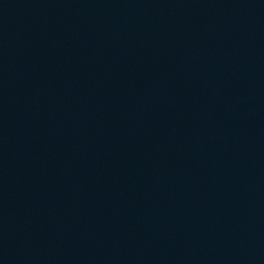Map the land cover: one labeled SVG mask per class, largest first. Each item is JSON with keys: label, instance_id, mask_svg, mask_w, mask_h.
<instances>
[{"label": "water", "instance_id": "water-1", "mask_svg": "<svg viewBox=\"0 0 264 264\" xmlns=\"http://www.w3.org/2000/svg\"><path fill=\"white\" fill-rule=\"evenodd\" d=\"M0 264H264V0H0Z\"/></svg>", "mask_w": 264, "mask_h": 264}]
</instances>
